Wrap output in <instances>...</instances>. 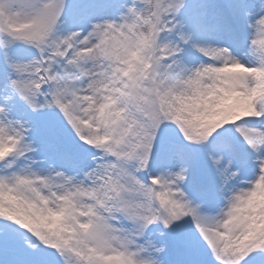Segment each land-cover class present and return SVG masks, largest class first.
<instances>
[{
    "label": "snow or ice",
    "instance_id": "1",
    "mask_svg": "<svg viewBox=\"0 0 264 264\" xmlns=\"http://www.w3.org/2000/svg\"><path fill=\"white\" fill-rule=\"evenodd\" d=\"M0 264H264V0H0Z\"/></svg>",
    "mask_w": 264,
    "mask_h": 264
}]
</instances>
